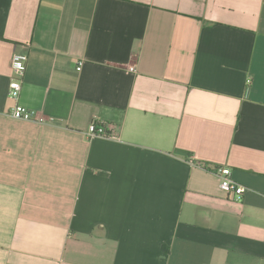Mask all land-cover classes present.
<instances>
[{
    "label": "crops",
    "instance_id": "crops-1",
    "mask_svg": "<svg viewBox=\"0 0 264 264\" xmlns=\"http://www.w3.org/2000/svg\"><path fill=\"white\" fill-rule=\"evenodd\" d=\"M0 264H264V0H0Z\"/></svg>",
    "mask_w": 264,
    "mask_h": 264
},
{
    "label": "built area",
    "instance_id": "built-area-1",
    "mask_svg": "<svg viewBox=\"0 0 264 264\" xmlns=\"http://www.w3.org/2000/svg\"><path fill=\"white\" fill-rule=\"evenodd\" d=\"M26 61L27 57L25 54L15 52L11 58V78L8 87V96L9 98L15 102L14 106L10 111V116L14 120L32 122L36 124L45 123V119L40 117L34 111L27 109L26 107L19 104L17 101L19 99L22 83L21 80L24 76L26 70ZM82 62H78L77 70L81 69ZM128 71L131 73L135 72V68L130 66ZM249 83V81H248ZM88 138H108L115 139V135L112 131H107L104 127V124L97 123L96 121H92L88 127L87 131ZM214 175L219 180V189L232 197L233 200L238 201L241 199L243 193L245 192V187L237 184L231 178V171L228 168H217L214 171Z\"/></svg>",
    "mask_w": 264,
    "mask_h": 264
}]
</instances>
